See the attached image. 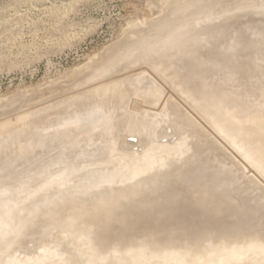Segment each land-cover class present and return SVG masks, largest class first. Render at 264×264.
<instances>
[{
  "label": "rangeland",
  "instance_id": "rangeland-1",
  "mask_svg": "<svg viewBox=\"0 0 264 264\" xmlns=\"http://www.w3.org/2000/svg\"><path fill=\"white\" fill-rule=\"evenodd\" d=\"M155 1L157 3L159 0H0L2 235L8 222L15 219L14 212L19 208L16 206L12 209L11 206L18 204L23 198L33 197L36 190L45 186L46 180H54L55 187L45 186L48 192L53 193L63 181L67 180L68 186H75L74 182L79 180L78 177L90 170L109 166L110 163L112 165L116 159L120 167L131 165L133 161L129 155L135 154L138 147L137 150L131 149L135 152L126 155L118 151L119 137L131 129L141 132L158 129L159 137L153 141V145L148 139L147 147V143H143V150L148 148L144 152L145 156H140L138 152L139 160H147L156 152L149 149L183 142L180 139L175 143L174 140L169 142L174 137L169 135L167 138L165 132L168 135L171 124L180 131V126L184 125L180 136L190 138L194 134L187 129L193 123V127L201 128L237 165L244 167L242 159L236 153L264 177V107H260L261 102H264L262 92H250L253 94L250 97L241 90L237 92L241 98L235 96L236 93L232 92L235 83L232 76L248 79L253 70L246 64L235 62L237 56L230 54L229 49L228 52L224 50L227 44H222L220 40L223 34L212 36L209 32L219 26L225 16L236 17L238 8L253 0H223L225 6L221 4L222 0H218L219 4H216L217 0L214 3L211 0L214 5L211 4L208 14L196 16L198 21L193 20L188 28L173 34V43L164 48L162 54L161 51L157 52L148 63L132 70L93 82L88 80L89 74L99 67L96 58L99 60L104 49L114 44L119 45L117 50L125 46L122 39L129 30L127 27L130 28V23H151L161 15L159 7H153ZM221 6L224 8L221 9ZM261 10L260 7L257 8V11ZM214 18L217 20L208 26L203 25ZM227 46L232 52L234 44ZM88 63L90 65L86 68ZM240 64L245 67H240ZM140 78H144L141 84L138 82ZM124 80L128 81L123 83ZM115 83L118 85L107 100L96 101L90 106L91 109H110V120L104 121V116H99L103 111H98L97 118L96 114L88 112L90 117L87 120L92 125L86 122L91 126H87V123L79 124L76 130L69 128L50 134L37 131L46 126L59 125L75 115L77 120L83 118L87 115L88 108L75 106L73 109L63 110L59 107L67 106L66 103L75 97ZM170 104L169 111L167 108ZM51 105L62 113L56 110L54 112L53 108L50 109ZM43 109V113L39 112ZM37 112L40 113L39 121L36 119ZM165 119H172L165 125V130L164 126L162 129L156 126V123ZM95 128L102 132L110 131L109 136L94 131L90 135V143H83L79 148L69 150L68 145L72 140L77 138V142H81V135ZM237 128L239 133L235 131ZM160 136L168 139L167 142L161 144ZM99 138H104L107 144L96 141ZM28 142L36 143V146L25 152L23 147ZM14 149H21L23 154L14 155ZM140 165L141 163L138 166ZM68 168H72L74 172ZM244 173L247 179H254L264 188V181L255 176L252 168L245 169ZM36 201L33 199L23 205L21 211L24 208L30 211ZM253 256L261 258L262 252L252 250L245 258ZM36 262L77 264L76 261L65 259L53 245L47 248L45 254L42 245L30 254H25L20 245L0 252V264Z\"/></svg>",
  "mask_w": 264,
  "mask_h": 264
},
{
  "label": "water",
  "instance_id": "water-1",
  "mask_svg": "<svg viewBox=\"0 0 264 264\" xmlns=\"http://www.w3.org/2000/svg\"><path fill=\"white\" fill-rule=\"evenodd\" d=\"M258 7L262 10L257 11ZM238 9L236 17L225 16L221 24L209 32L212 36L223 34L219 36L222 44H234L232 52L227 45L224 50L229 49L230 54L237 56L235 62L253 70L248 79L232 76L235 96L240 99L237 92L241 90L250 97L253 96L250 92H262L264 99V0H253ZM215 20L209 19V23L203 25L208 26ZM241 64L240 67H245ZM143 80L140 78L138 82L141 84ZM170 108L171 104L167 109L170 111ZM81 119L77 120L75 115L62 124L37 131L50 134L69 128L76 130L77 125L88 121L87 116ZM172 128L167 131V136L174 137L169 142L180 137L177 127ZM200 130L189 138V153L181 159L186 164L183 167L170 164L162 170L130 179L115 158L111 166L80 176L75 186H67L65 180L51 193L45 186L52 188L54 180H46L45 186L33 196L36 199L42 195V201L33 210L18 211L19 216L8 222L4 234L0 233V248L17 235L25 254L36 252L42 244L53 243L65 259L82 264V248L76 247L70 234L62 233L58 225L49 223L68 207H87L99 200L112 204L110 212L108 216L97 217L88 228L85 247L108 259L107 264H127V255L140 251L219 248L225 243L244 240L264 243V188L254 179H247L244 170L250 167L257 178L264 181V177L236 153L243 161L241 168ZM94 131L105 136L110 132L99 128L85 132L81 142L76 138L69 143V150L90 143ZM96 141L106 143L104 138ZM143 142L140 136L125 133L118 139V151L126 155L132 146L140 145L138 152H142ZM35 146L36 143L28 142L23 148L28 152ZM20 153L21 149H14V155ZM33 197L23 198L17 202L19 204L11 206L12 209L26 205Z\"/></svg>",
  "mask_w": 264,
  "mask_h": 264
},
{
  "label": "bare ground",
  "instance_id": "bare-ground-1",
  "mask_svg": "<svg viewBox=\"0 0 264 264\" xmlns=\"http://www.w3.org/2000/svg\"><path fill=\"white\" fill-rule=\"evenodd\" d=\"M212 2L214 3V2H216V0H212ZM212 2H211V0H159V1H157V3L155 1V3L157 5L156 4L154 5V3H153V7L154 6H157V8L159 7V10L161 11L159 13L161 15H158L159 17L151 23L145 22L146 24L145 23L141 24L138 21L135 23L133 21V24L130 23L131 26L128 25V26H130V28L127 27L129 30L126 31V33L122 39V43H125V46L122 47L121 49L117 50L119 45L114 44L113 46L107 47L106 49H104L103 52H101V54L99 55V60L95 57L96 62H97L99 67L96 68L92 74H89L90 77L88 78V80L91 79L90 82H93V81H96L98 79L111 77V75L126 72V71L134 69L135 67H137L141 64L148 63L150 61L149 59H151V57L154 58V56L157 52L161 51V54H162L164 51L163 49L166 48L167 46H170V44L173 43V38H172L173 34L175 35V33L182 32L185 28H188L192 24L193 20L195 21L197 19V21H198V18H196V16L197 17H198V15H204L205 16L206 14H208L209 10L211 9L210 7H211ZM217 2H218V0H217ZM217 2H216V4L220 3V2H218V3ZM222 2L223 3H221V4H224V6H225V2L223 0H222ZM213 5L214 4H212V6ZM222 6H221V9L224 8V7L222 8ZM217 10H218V8H217ZM217 10L215 11L216 13H217ZM219 11H218V13H219ZM177 35H179V34H177ZM96 62H94V63H96ZM89 63L86 64L87 65L86 68L88 67V65H90ZM86 74H88V73H86ZM130 78H132V77H130ZM105 81H107V80H105ZM127 81L128 80H124L123 83H126ZM84 82H86V81H84ZM84 82L82 84L85 85ZM117 85L118 84L115 83V84L110 85V86H105V85L101 86L99 88H96V89L90 91L89 94H82L79 97H75L71 101H68V103H66L67 106L64 105V106H61V107L58 106V107L63 108V110L73 109V107H75V106L79 107V108H88L87 115H88V112L89 113L92 112V115H93V113L96 114V118L98 117L97 114H99L98 111L99 112L103 111L105 113L102 112V114L101 115L99 114V116L103 115L104 116L103 119H105L104 121L110 120V118L112 116V114L109 112L110 109L107 111L104 108L100 109L99 107L91 109L90 106L96 101H102V100L104 101V99L107 100L106 98L110 97L109 94H111L112 91L114 92V89L117 87ZM129 97H131V96H129ZM136 101H134V102H136ZM1 102H2V100H1ZM55 106H57V104L54 105V107ZM54 107H52V105H51L50 109H52V108L54 109ZM136 108H138V107H136ZM139 108H141V106ZM48 109L49 108H47L46 110L49 111ZM56 109L57 108L54 109V112ZM44 110L45 109H43L39 112L43 113ZM57 110H60V109H57ZM39 112L36 113V114H38V116L40 115ZM57 112H59V111H57ZM59 113H62V111H60ZM36 114H34V115L37 116ZM104 114H107L108 117H107V115H104ZM78 115H81V114H78ZM61 116H63V114ZM30 117H32V116H30ZM37 117H36V119H38V121H39V119H41V118H40V116L38 118ZM87 117H90V116L88 115ZM93 117H95V116H93ZM31 119L33 120V118H31ZM95 119H93V120H95ZM103 119H100V120L97 119V120L103 121ZM35 120H33V121H35ZM79 120L80 121L82 120L81 117ZM90 120H91V118H90ZM169 121H172V119L171 120L165 119L163 121L160 120L158 123H156V122L155 123H156V126H159V128L161 127V129L164 126L163 127V129H164L165 125ZM182 121H183V119H182ZM182 121H181V123H182ZM88 122L91 123V125H92V122H90V121H88ZM94 122H96V121H94ZM96 123H98V122H96ZM173 123H174V120H173ZM189 123H191V122H189ZM60 124H62V123H60ZM91 125L90 124L88 125V123H87V126H91ZM169 125H167V126H169ZM179 125L175 124V126H179ZM188 125H191V124H188ZM172 126H174V125L171 124V129H173ZM93 127H91V128H93ZM183 127H184V125H183ZM183 127L180 126L181 131L183 130L182 129ZM186 127H188V126H186ZM196 128L198 129L199 127L196 126ZM196 128L193 127V123H192V125L189 126L187 131H189V132L191 131L190 133H193V132L196 133L198 131L199 132L201 131V130H199L200 128L198 130ZM167 129H168V127H167ZM238 129L239 128H237V130H235V131L236 132L240 131ZM157 130L158 129H155L152 132H141L140 130L131 129L127 133L132 134V135L138 134L140 136V138H142V140H145L144 141L145 143H147L149 140H151L152 142H150V143L153 145V141L156 138L158 140V137H159ZM165 134L167 136L166 132H165ZM160 138L162 139V136H160ZM147 139H148V141H147ZM163 139L160 140L161 144L162 143L164 144V142H167L166 140H163ZM178 139H180V142L181 141H183V142L180 144H179V142L177 143L176 141H179ZM240 141H242V140H240ZM171 142H173V141H171ZM175 142H176L175 145H168V146L160 147L158 149H155V148L149 149V150H155L156 152L154 153L155 155H152L153 152H151L150 155H152V156H150V158H148L147 160H139L138 151H136L137 153L134 150L131 151L132 153L135 152V154H130L127 152V154H130L129 156L131 158V161H133V163L129 166H124V167L119 166V167L125 173H128L130 179L137 178L142 174H147V173H151L154 171L162 170L164 168H167L168 165L170 166V164H175L176 167H178V166L183 167L186 164L182 163L181 159L189 153V151H188L189 150L188 149L189 137L180 136L179 138H177V140H174V143ZM148 143L146 144V147H147ZM238 144H237V146H238ZM155 145H159V144L155 143ZM235 145H236V143H235ZM150 146L151 145H149L148 147L150 148ZM137 147L139 148L140 145H134L131 147V149L136 148V150H137ZM146 147H144V148H146ZM156 148H157V146H156ZM147 149L148 148H146L145 151ZM145 151L143 150L142 152H139L140 156L144 155ZM110 162H111V160H110ZM139 163H141L140 166H138ZM176 164H178V166ZM179 164H182V165H179ZM107 165H109V163H107ZM109 166H111V163ZM79 182H80V179L78 181H75L74 183L76 185V183H79ZM72 183H73V181H72ZM56 189H55V191H56ZM38 199L40 201H38ZM35 200H37V201L35 202V204L32 205V209H30V210H33V208H35L34 206L37 207L39 205L38 202L42 201V199H40V198H36ZM111 205L112 204L107 202V201L99 200V201L92 203L90 206H87V207L71 206V207L66 208L65 211L61 215L55 217V219L51 220V222L49 223V225H52V224L58 225V230L61 231L62 233L70 234V236H71L70 239L76 245V247L78 246L79 248H82V253H81L83 255L82 264H107L108 263V259H106L104 256H101L100 254L96 253L92 249L85 247V239H86V231L88 230L89 227H91L94 220L97 217L109 215ZM21 210H22V207H19L14 212L15 218H17V216H19L18 211H21ZM25 212H26V210H25ZM50 245L55 246L53 243L52 244H42V248L44 249V254L46 253L47 248ZM17 246H19L18 236L15 235L14 237L10 238V241H8L6 244L2 245V247L0 248V252L1 253L6 252L7 250H9V249L11 250ZM55 247H57V246H55ZM252 250L261 251L262 252V256H260L261 258H259V256H257L258 258L255 256L245 258L246 254L248 252H251ZM130 255H127V257L125 258V260L127 261V264H154V263L155 264H227L230 262L234 263V264H264V243L258 242V241H252V240H244V241H239V242L225 243V245L224 244L220 245L219 248L210 247V248H200L197 250H177V249L170 248V249H166V250H162V251H140L137 253H132ZM35 264H37V262Z\"/></svg>",
  "mask_w": 264,
  "mask_h": 264
}]
</instances>
